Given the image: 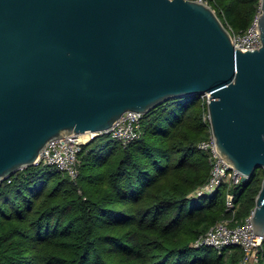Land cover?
<instances>
[{
	"label": "water",
	"instance_id": "obj_1",
	"mask_svg": "<svg viewBox=\"0 0 264 264\" xmlns=\"http://www.w3.org/2000/svg\"><path fill=\"white\" fill-rule=\"evenodd\" d=\"M261 9L250 49L203 0H0V183L53 139L198 94L219 153L248 180L264 169ZM251 221L264 236V178Z\"/></svg>",
	"mask_w": 264,
	"mask_h": 264
},
{
	"label": "trees",
	"instance_id": "obj_2",
	"mask_svg": "<svg viewBox=\"0 0 264 264\" xmlns=\"http://www.w3.org/2000/svg\"><path fill=\"white\" fill-rule=\"evenodd\" d=\"M228 27L245 31L259 0H209ZM203 94L168 100L142 118L128 145L100 133L84 144L77 179L42 163L0 183V264H239V245L194 242L218 220L242 223L264 169L201 192L211 161ZM238 207L227 209L228 192ZM263 256L259 264H264Z\"/></svg>",
	"mask_w": 264,
	"mask_h": 264
},
{
	"label": "built area",
	"instance_id": "obj_3",
	"mask_svg": "<svg viewBox=\"0 0 264 264\" xmlns=\"http://www.w3.org/2000/svg\"><path fill=\"white\" fill-rule=\"evenodd\" d=\"M203 1L210 3L209 0ZM261 2L262 0H259L256 15L245 31L236 32L229 27L233 33L236 45L250 49L262 45L261 31L258 24L259 14L262 11ZM203 96L208 101L209 96L207 94H203ZM143 116L144 113L142 112L128 110L107 131H102L101 133H109L113 139L121 141L124 145H128L142 136ZM205 119L210 123L209 114L205 115ZM97 135L96 133H92V136L90 135L89 138L85 139L83 134H71L53 139L41 153L39 163L53 165L59 171L69 175L73 179H77L80 173V153L83 150V146ZM199 147L208 152L212 166L209 179L200 189L201 192L212 191L223 183H228L231 186L243 179V175L238 170L232 168L219 153L211 126L210 135L199 143ZM226 203L227 209L233 210L235 214L238 204L235 201L234 192H228ZM234 219L235 217L233 216L218 220L196 239L194 245L213 246L219 250L228 246L239 245L244 250V257L239 264H259L263 256L264 236L258 235L255 232L251 221V214L242 223H233Z\"/></svg>",
	"mask_w": 264,
	"mask_h": 264
},
{
	"label": "bare ground",
	"instance_id": "obj_4",
	"mask_svg": "<svg viewBox=\"0 0 264 264\" xmlns=\"http://www.w3.org/2000/svg\"><path fill=\"white\" fill-rule=\"evenodd\" d=\"M89 133H90V132L83 133V137H85V139H86V137L88 138V137L90 136ZM91 133H93V132H91ZM91 133H90V134H91Z\"/></svg>",
	"mask_w": 264,
	"mask_h": 264
},
{
	"label": "rangeland",
	"instance_id": "obj_5",
	"mask_svg": "<svg viewBox=\"0 0 264 264\" xmlns=\"http://www.w3.org/2000/svg\"><path fill=\"white\" fill-rule=\"evenodd\" d=\"M89 135H91V136H92V133H91V134L89 133ZM84 138H85V137H84ZM86 138H87V137H86ZM88 138H89V137H88Z\"/></svg>",
	"mask_w": 264,
	"mask_h": 264
}]
</instances>
